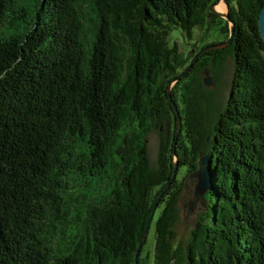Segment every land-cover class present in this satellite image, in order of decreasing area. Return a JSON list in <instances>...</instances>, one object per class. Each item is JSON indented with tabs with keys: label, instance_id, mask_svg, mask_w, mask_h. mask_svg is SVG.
<instances>
[{
	"label": "trees",
	"instance_id": "16d2710c",
	"mask_svg": "<svg viewBox=\"0 0 264 264\" xmlns=\"http://www.w3.org/2000/svg\"><path fill=\"white\" fill-rule=\"evenodd\" d=\"M215 2L0 0V264H135L175 162L154 211L153 264H264V0H224L229 21L209 12ZM230 23V44L173 83L199 52L169 45L174 32L226 41ZM204 155L205 210L180 242V173Z\"/></svg>",
	"mask_w": 264,
	"mask_h": 264
},
{
	"label": "rangeland",
	"instance_id": "374dc122",
	"mask_svg": "<svg viewBox=\"0 0 264 264\" xmlns=\"http://www.w3.org/2000/svg\"><path fill=\"white\" fill-rule=\"evenodd\" d=\"M225 12L226 10L223 13ZM193 36L194 38L192 41L188 43L183 39L182 35L178 34V32H174L172 37L169 38V45H172V43L176 41L183 51L195 50L198 52L207 44L211 45L214 43L216 44L217 42H223L222 37L215 31H209L207 35H204L201 31L195 30ZM233 68V60L228 58L221 70V80L216 95L214 96V100L219 106H224L226 99L230 95V82H232ZM203 77L204 79L209 78L211 81L207 86H204L205 89L209 91L214 90L215 86L209 73L205 72ZM158 137L159 136L156 132H151L146 138L151 167L156 166L157 152L159 149ZM193 174L194 173H189L185 175L183 171L180 173V179L184 176L185 177L182 181V193L179 196L177 203V221L173 226V230L177 237L176 240L180 242H183L188 238L189 232L195 225L198 215L205 210L206 206L203 196L199 197L196 195L195 186L197 179L193 177ZM158 212L159 211L157 210L155 217L150 224L148 237H146L143 251H141V264H153L152 252L154 250L155 223L158 217Z\"/></svg>",
	"mask_w": 264,
	"mask_h": 264
},
{
	"label": "water",
	"instance_id": "95a60500",
	"mask_svg": "<svg viewBox=\"0 0 264 264\" xmlns=\"http://www.w3.org/2000/svg\"><path fill=\"white\" fill-rule=\"evenodd\" d=\"M220 1L224 2V0H216V2L213 5L210 6L209 12L212 13L213 15L217 16V17H220V18L225 19L226 21H229V17H228V14H227L228 9H227V6H226L225 2H224V4L226 6V12L224 14L223 13H218V12L215 11V7ZM258 24H259V26H258L259 33H260V36H261V39H262L261 41L264 44V6L262 7L260 12L258 13ZM229 27H230L229 28V30H230L229 38L226 41L224 40L221 43H216V44H211V45L208 44L202 50H200L198 53H195L193 58L191 59L189 65L182 71V73L179 74V76L175 79V81H173V83L178 81L179 79H182L190 71V69L194 66V64H196L197 60L202 55H204L205 53H207L209 51L211 52V51H214V50H218V49H221V48H226L230 44L231 39L233 38V34H234L233 23H230ZM210 82L211 81H210L209 78L208 79H204L203 84H204V86H207ZM169 95H170V92H169ZM169 100L171 101L170 97H169ZM171 105L173 107L174 113L177 116L178 124L176 126V129H177V134H178L179 133V128H180V126H179L180 118H179L178 112L176 110L177 107H176V105H175V103L173 101H171ZM177 167H178V165L175 162L174 166H172L171 180L169 181V183L167 184L165 189L163 191H161L156 196L155 201H154V203L152 205V208L149 211L148 219H147V221L145 223L144 230H143V233H142V237H140L138 250L136 251L135 256H134L135 264H138L139 253L142 250V247H143V245L145 243L146 237H148L150 223H152L153 216H154V211H155V209H157V206H158V203H159V199H160L161 195H163L164 192L169 188L170 182L175 179ZM193 177H195L197 179L196 186H195L196 195H198L199 197L204 196V194H206V192L209 190L210 182H211L210 181V174H209V166H208V161H207V156L206 155H204L203 157H201L199 159L198 167H197L196 171L194 172Z\"/></svg>",
	"mask_w": 264,
	"mask_h": 264
},
{
	"label": "bare ground",
	"instance_id": "6f19581e",
	"mask_svg": "<svg viewBox=\"0 0 264 264\" xmlns=\"http://www.w3.org/2000/svg\"><path fill=\"white\" fill-rule=\"evenodd\" d=\"M225 10H226V6L223 1L222 2L220 1L215 7V11L218 13H223Z\"/></svg>",
	"mask_w": 264,
	"mask_h": 264
}]
</instances>
